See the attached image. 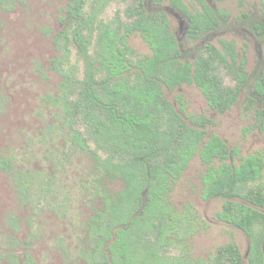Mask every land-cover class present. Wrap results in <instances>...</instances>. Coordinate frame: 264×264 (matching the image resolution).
<instances>
[{
	"label": "trees",
	"instance_id": "16d2710c",
	"mask_svg": "<svg viewBox=\"0 0 264 264\" xmlns=\"http://www.w3.org/2000/svg\"><path fill=\"white\" fill-rule=\"evenodd\" d=\"M121 1L126 3L124 22L118 12L104 22L98 17L114 0H90L87 12V0H68L60 18L64 27L52 38L59 55L51 67L61 80L56 94L46 102L62 118L70 145L90 154L95 175L87 186L94 188L99 201L84 225L83 243L88 248L82 247L79 257L84 264H196L185 256H167L164 250L176 225L167 217L162 201L170 179L181 175L195 153L203 164L217 159L222 161L218 176H209L204 198L236 196L252 208L264 209L263 188L247 186L260 174L262 163L247 159L232 168L225 163L229 158L225 145L215 136L198 148L205 135L199 128L207 120L190 118L193 127H188L180 116L182 96L174 97L179 104L176 109L166 94L193 84L208 106L223 114L237 103L247 82L244 59L237 62L229 42L221 41V52L206 41L226 23L227 16L216 14L201 0L197 1L202 10L195 13L188 12L182 0H168L169 7L188 20L185 40L190 49L183 48L173 35L165 10H148L145 0ZM133 34L141 36L151 55L133 58L128 44ZM73 55L81 69L71 62ZM253 90L257 99H264V73L256 78ZM255 116L264 131V110ZM12 166V161L0 158L1 169L16 173L23 202L33 209L45 208L38 204L40 200L48 206V194L55 186L51 177L41 178L38 171H13ZM103 179L121 182L123 190L111 195L101 187ZM34 189L38 192L35 199ZM224 209L219 219L248 237V264H264V215L254 209L250 215L231 201H226ZM255 220L263 223L262 231L254 235ZM203 264L243 263L236 245L229 244L218 249L211 263Z\"/></svg>",
	"mask_w": 264,
	"mask_h": 264
},
{
	"label": "rangeland",
	"instance_id": "374dc122",
	"mask_svg": "<svg viewBox=\"0 0 264 264\" xmlns=\"http://www.w3.org/2000/svg\"><path fill=\"white\" fill-rule=\"evenodd\" d=\"M182 2L190 13L202 10L197 0ZM201 3L216 14H226V23L206 41L221 52V41L231 43L237 61L244 59L247 82L237 103L223 114L212 110L193 84H183L167 93V99L178 109L174 97L182 96L180 116L188 127H193L190 118L207 120L199 128L205 135L198 148L215 136L225 145L229 155L225 163L232 168H239L247 159L261 162L260 174L247 186H261L264 190V131L260 130L255 116L256 111L264 110V99H257L253 91L264 65V0H201ZM67 4L68 0H0V158L12 161L13 171H38L41 178L51 177L55 185L48 194V206L40 200L38 204L45 208L33 209L21 199L16 173L0 168V264H15V261L18 264H84L79 257L81 248H88L83 243L84 225L99 204L94 188L87 186L92 185L95 175L94 162L89 153L70 145L62 118L46 102L56 94L61 80L51 67V61L59 55L52 38L64 27L60 18L65 15ZM125 5L121 0L110 2L98 19L107 22L118 12L124 22ZM145 7L151 11L165 10L173 35L181 40L183 48L190 49L191 44L185 40L188 20L171 9L168 0L161 3L145 0ZM258 24L262 27L260 30ZM128 44L134 59L151 55L139 34L130 35ZM190 52L193 54L195 50ZM71 62L82 68L75 55ZM221 163L216 159L211 164H203L195 153L181 175L170 179L162 201L167 217L176 225L165 240L167 256H185L196 264L211 263L219 248L235 244L242 263L248 264V237L237 227L221 221L219 216L224 214L226 201L243 206L250 215L253 214L250 209L262 215L264 209L252 208L236 196L204 198L208 178L218 176ZM101 187L111 195L123 190L121 182L105 179ZM32 192L35 199L38 192L35 189ZM255 221L254 235L262 231L263 223Z\"/></svg>",
	"mask_w": 264,
	"mask_h": 264
},
{
	"label": "flooded vegetation",
	"instance_id": "af4514ba",
	"mask_svg": "<svg viewBox=\"0 0 264 264\" xmlns=\"http://www.w3.org/2000/svg\"><path fill=\"white\" fill-rule=\"evenodd\" d=\"M264 31L262 30V33H263ZM237 62H240V60L239 61H237ZM262 73H264V65H263V72ZM254 91V90H253Z\"/></svg>",
	"mask_w": 264,
	"mask_h": 264
}]
</instances>
